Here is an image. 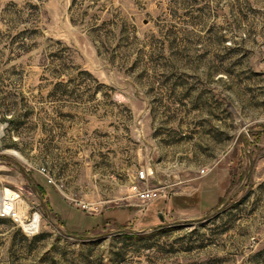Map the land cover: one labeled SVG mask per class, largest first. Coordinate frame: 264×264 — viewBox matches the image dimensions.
<instances>
[{
    "label": "rangeland",
    "instance_id": "374dc122",
    "mask_svg": "<svg viewBox=\"0 0 264 264\" xmlns=\"http://www.w3.org/2000/svg\"><path fill=\"white\" fill-rule=\"evenodd\" d=\"M0 186V264H264V0H0Z\"/></svg>",
    "mask_w": 264,
    "mask_h": 264
},
{
    "label": "built area",
    "instance_id": "2783aa9c",
    "mask_svg": "<svg viewBox=\"0 0 264 264\" xmlns=\"http://www.w3.org/2000/svg\"><path fill=\"white\" fill-rule=\"evenodd\" d=\"M153 169L147 167L137 172L138 178L144 180L148 178ZM162 194L160 186L136 188V195L142 201H149L158 198ZM23 195L20 189L11 186H0V219H11L21 226L27 234H35L39 227L32 226L34 216L28 217L23 211Z\"/></svg>",
    "mask_w": 264,
    "mask_h": 264
},
{
    "label": "bare ground",
    "instance_id": "6f19581e",
    "mask_svg": "<svg viewBox=\"0 0 264 264\" xmlns=\"http://www.w3.org/2000/svg\"><path fill=\"white\" fill-rule=\"evenodd\" d=\"M23 207H25V206H23ZM26 208H27V207H26ZM34 217H35V218H34V221H33L32 226L35 227V228H37V227H39V225H40V219H39V216H38V215H35Z\"/></svg>",
    "mask_w": 264,
    "mask_h": 264
},
{
    "label": "water",
    "instance_id": "95a60500",
    "mask_svg": "<svg viewBox=\"0 0 264 264\" xmlns=\"http://www.w3.org/2000/svg\"><path fill=\"white\" fill-rule=\"evenodd\" d=\"M160 217L162 218V216L160 215Z\"/></svg>",
    "mask_w": 264,
    "mask_h": 264
},
{
    "label": "trees",
    "instance_id": "16d2710c",
    "mask_svg": "<svg viewBox=\"0 0 264 264\" xmlns=\"http://www.w3.org/2000/svg\"><path fill=\"white\" fill-rule=\"evenodd\" d=\"M0 220H2V219H0Z\"/></svg>",
    "mask_w": 264,
    "mask_h": 264
}]
</instances>
